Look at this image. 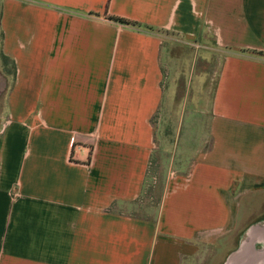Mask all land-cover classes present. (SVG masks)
I'll list each match as a JSON object with an SVG mask.
<instances>
[{"label":"crops","instance_id":"obj_1","mask_svg":"<svg viewBox=\"0 0 264 264\" xmlns=\"http://www.w3.org/2000/svg\"><path fill=\"white\" fill-rule=\"evenodd\" d=\"M0 33V264H183L264 188V0H0ZM173 40L223 50L208 144L135 216L117 207L142 192ZM263 228L223 264H264Z\"/></svg>","mask_w":264,"mask_h":264},{"label":"rangeland","instance_id":"obj_2","mask_svg":"<svg viewBox=\"0 0 264 264\" xmlns=\"http://www.w3.org/2000/svg\"><path fill=\"white\" fill-rule=\"evenodd\" d=\"M222 57L223 50L211 40L166 42L163 100L152 118L156 147L144 191L134 204L119 205L118 211L152 218L159 208L166 180L173 173H187L190 168L183 155L194 157L196 150L207 147L209 102ZM10 72L11 65L0 55V123L4 116V101L12 84ZM239 200L243 203L239 206L241 219L236 227L225 234L213 235L211 241L202 243L201 252L195 258L183 264H223L242 230L252 224L264 227V188L246 192Z\"/></svg>","mask_w":264,"mask_h":264},{"label":"trees","instance_id":"obj_3","mask_svg":"<svg viewBox=\"0 0 264 264\" xmlns=\"http://www.w3.org/2000/svg\"><path fill=\"white\" fill-rule=\"evenodd\" d=\"M109 19L111 20H114V21H117V22H120V23H123V24H128V25H138L137 22L135 21H131V20H128V19H125V18H120V17H114V16H110ZM1 37H2V33L0 34ZM257 53H261V52H257ZM0 55L1 57L3 58V61H7L9 62V64L11 65V75H12V78L14 77L15 75V64H14V61L12 59H10L8 56H6L5 54H3L1 51H0ZM150 164H151V160H150ZM150 167V165H149ZM149 167H148V170H149ZM187 174V173H186ZM148 175V171L146 173V177ZM146 177L144 179V184H143V187H142V192L140 194V196L142 195L143 191H144V187H145V181H146ZM140 196L138 198H136L135 200L131 201V202H127L125 203L127 206H129L130 204H134L135 201L139 200L140 199ZM157 213H158V210H157ZM156 213V214H157Z\"/></svg>","mask_w":264,"mask_h":264},{"label":"bare ground","instance_id":"obj_4","mask_svg":"<svg viewBox=\"0 0 264 264\" xmlns=\"http://www.w3.org/2000/svg\"><path fill=\"white\" fill-rule=\"evenodd\" d=\"M262 228V227H261ZM264 229V228H263ZM261 234V233H260ZM262 235V234H261Z\"/></svg>","mask_w":264,"mask_h":264}]
</instances>
